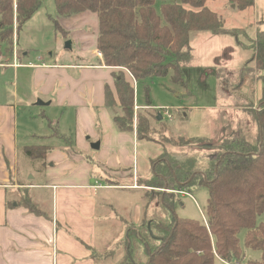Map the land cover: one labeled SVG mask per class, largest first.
<instances>
[{
	"label": "trees",
	"instance_id": "16d2710c",
	"mask_svg": "<svg viewBox=\"0 0 264 264\" xmlns=\"http://www.w3.org/2000/svg\"><path fill=\"white\" fill-rule=\"evenodd\" d=\"M160 1V11L156 0H54V5L61 16L85 10L95 12L97 51L102 54L103 64L126 69L136 82L163 77L172 71V81L184 84L182 68L193 58L188 46L190 31L213 30L233 35L238 46L250 51V56L231 71L233 74L255 72L262 85L257 107L251 110L257 134L249 140L241 131L234 130L230 136L223 135L215 147L212 141L198 140L201 146L212 149L205 164L191 156L179 158L166 151L151 159L150 176L140 181H146L145 186L152 189L181 190L182 186L206 189L207 225L178 218L176 200L170 192L163 193L159 206L163 212L170 213V222L154 216L148 226L127 228L126 237L132 244H126L124 263L241 264L242 247H245L260 252L258 260L248 259L245 264H264V224L256 221L264 211V29H256L254 37L243 41L238 39L240 35L245 36L243 30L225 28L222 18L206 5L209 0ZM226 1L238 10L254 4V0ZM39 5V0H0V37L11 36L13 21L18 33ZM113 77L122 111V115H113V122L122 131H134V87L121 71ZM222 77L218 79H226ZM219 84L224 92L218 81ZM144 98L149 106L148 87H144ZM115 103L105 87V105L114 109ZM136 119L137 138L147 139L149 118L136 114ZM31 148L26 150L27 155L44 157L45 149L41 155ZM28 192L27 188L21 190L23 196L15 201L17 205L29 213L49 218L48 213L36 208ZM241 230L244 232L240 239Z\"/></svg>",
	"mask_w": 264,
	"mask_h": 264
},
{
	"label": "rangeland",
	"instance_id": "374dc122",
	"mask_svg": "<svg viewBox=\"0 0 264 264\" xmlns=\"http://www.w3.org/2000/svg\"><path fill=\"white\" fill-rule=\"evenodd\" d=\"M39 1V7L18 33H16V22L13 21L11 36L7 39L0 37V62L2 64L16 62L19 66L36 61L76 64L88 62L98 65L100 59L96 55L98 35L96 13L85 10L61 16L56 11L54 0ZM160 5L161 1L157 0V11H160ZM206 5L222 18L225 28L243 30L245 36L240 35L238 39L247 41L254 37L256 29H264V0H254L253 6L245 10L231 7L226 0H209ZM68 42L69 46H67ZM188 46L193 58L182 68L184 84L180 85L172 81V71H169L166 76L148 78L134 84L135 103L132 125L135 131L136 114L145 115L150 120V131L147 133L149 136L147 139H142L143 144L138 146L139 153L149 164L151 159L157 157L162 151L175 154L179 158L184 155L191 156L201 164H205L212 149L201 146L198 140L212 141L215 147L218 146L223 135L230 136L234 130L241 131L249 140L255 139L257 134L251 110L257 107L260 99L261 81L255 72L233 74L231 71L236 70L242 61L250 56V51L238 46L233 35L213 30L190 31ZM102 59L100 64L104 65ZM116 71L123 72L124 68L117 67ZM221 75L226 79L220 81L218 77ZM14 80H17V91L20 92V78L15 79L14 68L10 65L0 66V104L12 99L15 92ZM218 81L222 83L224 92L220 90ZM144 87L149 88L150 103L148 107L141 109L147 105ZM23 91L29 95L27 84L24 85ZM37 101L38 99L34 100L31 97L25 102L15 104L18 107L16 121L19 147L26 144L51 143L50 138L39 136H46L49 130L53 132L57 129L56 122H53L51 126L49 120L44 119V113L38 111V108L43 106L35 105ZM115 104L114 109L117 110V114L122 115L119 105ZM135 105L140 109H135ZM165 108L168 109L171 119H167L161 113ZM55 111L50 112V117L56 115L54 120L60 114V110L54 114ZM107 111L110 110L107 109ZM158 114L161 115V119H157ZM66 122L60 121L63 124L60 128L71 125L73 130V118L67 117ZM45 148L39 149L37 145L33 146L31 151L38 150L37 152L42 155ZM98 151L99 149L92 148L89 153H86L87 159L92 161V164L97 160ZM20 153L23 155L19 149ZM44 159L45 155L38 160H33V167L40 169L41 166L46 165ZM38 174L40 181H46L45 176ZM128 179H121L120 182L127 183ZM98 181L94 180L93 186L117 185L107 178H103V185ZM145 184L146 181L139 180L132 185H125L128 187L124 190L104 188L98 191L99 202L97 214H95L97 226L92 249L96 264L124 263L126 244L128 246L132 244L129 243L130 238L126 237L127 228L148 226L150 219L154 216L170 222V213L163 212L159 206L163 193L170 192L174 201L176 200L175 215L178 218L198 223H203L205 219L207 222L204 209L206 189L187 188V186H182L181 190L179 188L165 189V187L152 189ZM24 188L13 189L15 195L7 197V200H19L23 196L21 190ZM28 194L38 210L49 214L51 202L49 192L36 193L41 197L39 203L33 199L32 193L28 192ZM256 221L258 224H264V211L256 218ZM243 232V230L240 231V239ZM242 251L241 264H245L248 259L260 258V252L257 250L242 247Z\"/></svg>",
	"mask_w": 264,
	"mask_h": 264
},
{
	"label": "crops",
	"instance_id": "0c3cea01",
	"mask_svg": "<svg viewBox=\"0 0 264 264\" xmlns=\"http://www.w3.org/2000/svg\"><path fill=\"white\" fill-rule=\"evenodd\" d=\"M7 65L14 68L15 79L20 78L21 91H17L18 82L14 80L11 102L0 104V264H96L92 249L98 191L124 190L128 187L125 185L151 173L149 162L138 151L142 139L135 131L120 130L113 122L117 110L105 105L108 87L118 106L113 77L117 67L101 65L100 60L98 65L47 61ZM123 74L134 87L132 75L125 69ZM25 84L29 95L23 91ZM31 97L45 102L38 111L44 113L51 126L56 122L57 129L52 132L48 128V135L39 136L50 138L51 143L19 147L15 104ZM58 110L60 114L54 120L56 115L50 117V112L56 114ZM69 116L73 118V130L71 125L60 128V121L65 123ZM96 141L99 151L92 164L86 153ZM37 145L46 147V165L40 169H35L32 162L40 158L25 153ZM38 173L46 181H40ZM103 178L117 185L93 186L94 180L103 185ZM127 178V183L120 182ZM21 187L27 188L37 203L41 197L36 193L49 192V218L29 213L15 200H7L15 195L13 189Z\"/></svg>",
	"mask_w": 264,
	"mask_h": 264
},
{
	"label": "built area",
	"instance_id": "2783aa9c",
	"mask_svg": "<svg viewBox=\"0 0 264 264\" xmlns=\"http://www.w3.org/2000/svg\"><path fill=\"white\" fill-rule=\"evenodd\" d=\"M96 54H97V56L99 57V59L101 60V59H102V54H101L99 51H97ZM3 65L5 66V65H7V64H2V63L0 62V66H3ZM13 65H17V63L14 62ZM125 70H126V69H125ZM126 71H127V70H126ZM127 72H128V71H127ZM133 79H134V78H133ZM136 108H137V106H135V109H136ZM161 113H162L167 119H171V118H172L167 108H165ZM203 224L207 225V222L205 221V219H204V221H203ZM226 264H228V263H226Z\"/></svg>",
	"mask_w": 264,
	"mask_h": 264
},
{
	"label": "water",
	"instance_id": "95a60500",
	"mask_svg": "<svg viewBox=\"0 0 264 264\" xmlns=\"http://www.w3.org/2000/svg\"><path fill=\"white\" fill-rule=\"evenodd\" d=\"M231 7H234L233 5H231ZM67 46H69V42L67 43ZM37 105H44L45 104V102H43V101H41V100H38L37 101V103H36ZM157 119H161V115H157ZM91 148H93V149H98L99 148V142H94V143H91Z\"/></svg>",
	"mask_w": 264,
	"mask_h": 264
}]
</instances>
